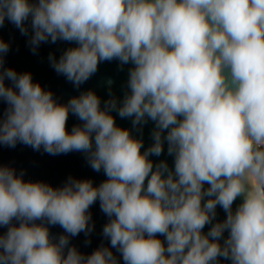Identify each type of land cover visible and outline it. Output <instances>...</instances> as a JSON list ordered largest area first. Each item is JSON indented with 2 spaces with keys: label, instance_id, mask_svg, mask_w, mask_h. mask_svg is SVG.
Wrapping results in <instances>:
<instances>
[{
  "label": "clouds",
  "instance_id": "clouds-1",
  "mask_svg": "<svg viewBox=\"0 0 264 264\" xmlns=\"http://www.w3.org/2000/svg\"><path fill=\"white\" fill-rule=\"evenodd\" d=\"M6 20L34 55L75 45L48 61L77 90L102 62L131 67L122 98L109 77L103 107L93 90L60 103L5 67L0 38V147L79 152L106 177L53 187L0 163V264H119L112 249L124 264H264V0H0ZM165 144L172 167L150 159ZM97 201L103 240L84 254L71 238L91 244Z\"/></svg>",
  "mask_w": 264,
  "mask_h": 264
},
{
  "label": "water",
  "instance_id": "water-1",
  "mask_svg": "<svg viewBox=\"0 0 264 264\" xmlns=\"http://www.w3.org/2000/svg\"><path fill=\"white\" fill-rule=\"evenodd\" d=\"M0 38L10 44V51L5 57V67H11L18 73L29 72L32 75L34 82H39L43 88L52 91L54 97L60 103H67V101L80 94V92L93 90L101 98V107H103V101L108 99L107 86L104 83L106 78H112L114 84L112 91L116 97L122 98L123 85L127 81L128 68L131 65H125L123 71L118 70V61L102 62L98 66L97 73L91 77L86 83L81 85L77 90L74 86L68 82L63 76L57 75L52 69L48 61L49 53H53L57 58L61 53L71 45L65 42L58 41L55 44L45 43L41 44L37 54H33L27 44V37L22 36L19 31L5 21L4 27L0 29ZM10 83L6 81V84ZM6 107V105H0V109ZM116 118V124L123 128L131 129V121L128 119H120L116 113H112ZM82 123L75 116L70 115L67 121V128L70 131L74 124ZM152 122H149L143 127L142 139L144 141V148L146 149L151 143L150 132L153 128ZM132 134L136 137H140V133L133 130ZM143 151V149H142ZM155 162L159 160H166L170 167L173 166V158L167 155V145L165 144V151L160 157H150ZM0 163L14 167L17 172L24 170L26 175L25 180L31 181H43L51 184L53 187L62 186L68 176H72L77 179H91L94 185L98 186L103 180L106 179L105 175L101 171L97 173L93 171L84 158V155L79 152H71L66 155L51 156L42 152H35L30 147L22 144L12 149L8 147H0ZM207 187V185H205ZM241 203L238 199L234 202L233 209ZM92 221L95 224L94 232L89 239L91 244L85 246V235L83 233L76 237L71 238V244L75 245L79 251L84 254H90L94 251L103 240L101 235L103 225L107 222V217L100 211L99 201L94 204L91 209ZM217 219L223 220L225 213L221 208H217ZM206 226L204 231L207 232ZM0 231H6V229H0ZM50 232L54 236H58L63 233V229L57 226H50ZM227 235V233H225ZM163 239V237H160ZM104 244L107 246L108 241L104 240ZM113 253L118 256L119 264H124L119 253H116L115 249H112Z\"/></svg>",
  "mask_w": 264,
  "mask_h": 264
}]
</instances>
